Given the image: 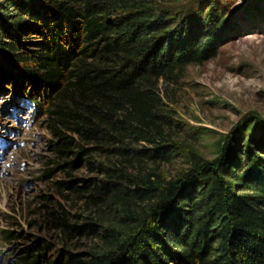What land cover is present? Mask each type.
<instances>
[{
  "label": "trees",
  "instance_id": "trees-1",
  "mask_svg": "<svg viewBox=\"0 0 264 264\" xmlns=\"http://www.w3.org/2000/svg\"><path fill=\"white\" fill-rule=\"evenodd\" d=\"M119 1H0V89L17 79L25 85L11 63L23 64L26 77L33 78L31 65L44 72L43 83L34 76L33 94L46 85L57 89V102L44 114L55 138L53 162L62 168L75 164L64 161L71 153L92 166L95 151L140 170L146 161L168 160L174 145L164 140L157 81L213 53L217 33L208 29L188 34L190 41H173L167 57L164 41L151 45L166 18L140 4L113 15ZM13 5L20 12L8 18ZM26 32L37 39L31 47L19 39ZM137 142L154 147L136 148ZM256 159L249 155L245 166L230 172L221 158L193 156V166L176 180L139 171L128 185L110 179L105 168L106 179L93 183L56 182L61 193H86L93 211L80 224L70 222L62 205H45V218L66 238L106 224L100 250L84 259L68 252L65 264H264V158ZM106 198L107 209L99 207ZM112 206L121 209L112 213ZM38 246L43 255L47 243ZM27 254L33 264L35 256Z\"/></svg>",
  "mask_w": 264,
  "mask_h": 264
},
{
  "label": "rangeland",
  "instance_id": "rangeland-1",
  "mask_svg": "<svg viewBox=\"0 0 264 264\" xmlns=\"http://www.w3.org/2000/svg\"><path fill=\"white\" fill-rule=\"evenodd\" d=\"M136 4L166 18V27L151 45L164 41L167 57L173 41H190L188 34L194 31L215 29L217 33L211 55L157 81L159 109L165 117L164 140L174 145L169 159L146 161L140 170L118 155L95 151L90 156L92 166L72 153L64 160L75 163L71 168L56 165L55 138L44 113L57 102V89L46 85L39 95L33 94L38 85L34 76L43 83L44 72L31 65L34 75L30 78L21 69L23 64H9L26 81L21 85L17 79L0 89V188L4 191L0 193V264H32L27 251L35 256L33 264H52L57 259L56 264H65L68 252L84 259L101 249L105 223L96 222L93 233L78 232L66 238L45 218V205L53 209L62 205L70 222L77 224L93 211L83 199L85 192L61 193L56 182L81 186L84 181L106 179L105 168L110 179L123 185L132 183L130 179L139 171L158 173L167 182L188 171L193 156L207 162L221 158L230 172L245 166L249 155L264 158V0H120L112 13L123 14ZM14 8L9 7L8 18L20 12ZM19 39L29 47L37 40L30 32ZM133 146L151 148L154 144ZM107 203L106 198L97 204L107 209ZM119 209L112 206L111 212ZM43 242L48 246L39 255L38 245Z\"/></svg>",
  "mask_w": 264,
  "mask_h": 264
},
{
  "label": "bare ground",
  "instance_id": "bare-ground-1",
  "mask_svg": "<svg viewBox=\"0 0 264 264\" xmlns=\"http://www.w3.org/2000/svg\"><path fill=\"white\" fill-rule=\"evenodd\" d=\"M1 192H4V191H3V187L0 188V193H1ZM4 194H5V193H4Z\"/></svg>",
  "mask_w": 264,
  "mask_h": 264
}]
</instances>
